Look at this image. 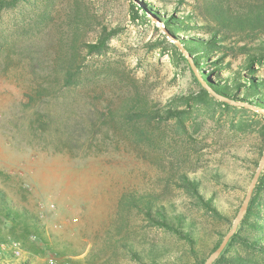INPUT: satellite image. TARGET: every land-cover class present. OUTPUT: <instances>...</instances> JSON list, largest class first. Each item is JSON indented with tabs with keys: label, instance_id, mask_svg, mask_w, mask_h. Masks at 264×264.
<instances>
[{
	"label": "rangeland",
	"instance_id": "obj_1",
	"mask_svg": "<svg viewBox=\"0 0 264 264\" xmlns=\"http://www.w3.org/2000/svg\"><path fill=\"white\" fill-rule=\"evenodd\" d=\"M259 1L42 0L0 12V188L37 222L4 221L9 241L0 264H143L126 241L161 264H194L187 241L150 226L123 200L134 192L154 191L189 214L206 235V252L232 229L203 210L179 178H200L233 219L247 196L264 155V108L243 86L237 100L217 94L205 76L218 82L221 74L224 82L241 70L264 78V63L246 70L244 49H255L264 33L248 38L213 14L228 17ZM171 13L191 14L192 27L175 34L161 18ZM105 28L120 32L103 52L88 53L84 42H97ZM216 32L223 47L212 49L202 70L184 46ZM77 37L82 68L70 84ZM203 87L230 101L188 107L177 99L198 98ZM135 96L159 110H188L187 119L146 125L124 118L121 109ZM28 243L42 252L29 251ZM246 256L264 264L257 251Z\"/></svg>",
	"mask_w": 264,
	"mask_h": 264
},
{
	"label": "trees",
	"instance_id": "obj_2",
	"mask_svg": "<svg viewBox=\"0 0 264 264\" xmlns=\"http://www.w3.org/2000/svg\"><path fill=\"white\" fill-rule=\"evenodd\" d=\"M42 0H0V12L12 10L24 6H37ZM49 0H45L48 2ZM217 21L223 24L224 29H229L237 33H244L248 38L260 37L264 33V0L246 5L242 11L225 17L219 10L213 12ZM163 18L167 27L175 34L182 30L188 31L192 27V15L183 14H167ZM77 28V27H76ZM80 25H78V29ZM120 30L113 28L108 30L105 28L97 42H84V47L88 49L90 54H99L107 48L108 42L116 36ZM218 32L214 33L208 39L196 38L188 39L185 44V49L194 57L196 64L202 69H205L203 62H207L208 56L212 49H219L222 44H219ZM201 40V41H200ZM80 39L74 38V44L70 50V61L66 70L68 83H74L80 74L81 64L79 57L81 56ZM223 41V40H222ZM225 45V44H223ZM226 47V46H224ZM245 52L248 53V63L246 70L252 72L254 65L264 63V40L255 49L245 47ZM212 66L220 67L221 62H211ZM218 75V82L210 79L209 75L205 76L208 86L217 94L224 96L230 100H237V92L239 87H245V95L248 96L250 102L256 106L264 108V78H255L252 74L246 75L243 71H238L235 79H224ZM243 79L244 82H241ZM177 99L180 103L191 107L192 103L200 102L209 104L215 98L211 97L210 92L203 87L198 98L190 95H181ZM227 104V103H225ZM188 110H178L169 108L159 110L157 106H151L147 100L135 96L121 109V115L124 118H129L132 121H144L145 124L155 122H166L175 120L178 123H183L187 119ZM264 136V129L261 131ZM181 188H184L191 195L196 203L207 213L219 220H225L233 225L234 219L238 216L241 207L236 211V217L233 219L228 214L219 210L214 196H209L206 193L204 185L200 178L190 177L188 174H183L179 178ZM264 167L258 177L254 187L253 195L248 205V209L239 223L235 234L231 237L223 253L213 262V264H255L246 256L247 252L257 251L264 255ZM131 208H136L140 213L146 216L150 226L163 228L174 233L181 239L187 241L189 252L194 257V264H205L208 258L220 247L225 236L231 230L222 232L221 235L214 241V244L209 252L202 249L206 241V235H202L196 221L186 212L179 210L173 203H166L161 200V197L156 192L142 191L126 194L123 198ZM243 205V204H242ZM22 219L25 223L35 227L37 222L30 218L28 213L20 208L15 207L7 192L0 188V252L3 244L9 241V234H6L4 229L5 222L14 223L16 219ZM44 241V239H42ZM26 247L31 252L41 253L42 247L36 246L33 243L26 244ZM123 247L131 252L132 257L143 264H161L158 257H146L142 252L136 250L134 246L126 241ZM244 252V253H243ZM243 253V254H242ZM1 259V257H0ZM21 264H30L29 259H25Z\"/></svg>",
	"mask_w": 264,
	"mask_h": 264
},
{
	"label": "water",
	"instance_id": "obj_3",
	"mask_svg": "<svg viewBox=\"0 0 264 264\" xmlns=\"http://www.w3.org/2000/svg\"><path fill=\"white\" fill-rule=\"evenodd\" d=\"M181 52H182L183 56L185 55L187 58H189V55L183 49H181ZM207 90L210 92V94H214V96L211 95V97L224 99V98L220 97L219 95H217L214 91H211V89L207 88ZM224 100L230 101L228 99H224ZM263 166H264V155H263L262 161L260 163V166H259V168H258V170L256 172V175L254 176V179H253V181H252V183H251V185L249 187L247 196H246V198H245V200L243 202L241 210H240L238 216L236 217V219L234 221L232 229L225 236V238H224L223 242L221 243L220 247L208 258V260L205 262V264H213V262L223 253V251L225 250V248H226L228 242L230 241L231 237L235 234V232H236V230H237V228L239 226V223L243 219V217H244V215H245V213H246V211L248 209V205H249V202L251 200L255 184L257 183L258 177H259V175H260V173H261V171L263 169Z\"/></svg>",
	"mask_w": 264,
	"mask_h": 264
},
{
	"label": "built area",
	"instance_id": "obj_4",
	"mask_svg": "<svg viewBox=\"0 0 264 264\" xmlns=\"http://www.w3.org/2000/svg\"><path fill=\"white\" fill-rule=\"evenodd\" d=\"M15 248H16V253H17V255H19V254H20L19 247L15 245Z\"/></svg>",
	"mask_w": 264,
	"mask_h": 264
}]
</instances>
